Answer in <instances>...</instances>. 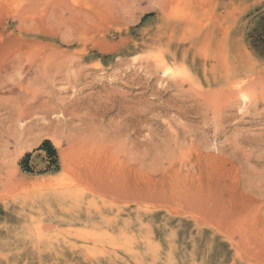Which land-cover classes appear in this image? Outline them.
Masks as SVG:
<instances>
[{"label":"rangeland","instance_id":"374dc122","mask_svg":"<svg viewBox=\"0 0 264 264\" xmlns=\"http://www.w3.org/2000/svg\"><path fill=\"white\" fill-rule=\"evenodd\" d=\"M0 264H264V0H0Z\"/></svg>","mask_w":264,"mask_h":264},{"label":"trees","instance_id":"16d2710c","mask_svg":"<svg viewBox=\"0 0 264 264\" xmlns=\"http://www.w3.org/2000/svg\"><path fill=\"white\" fill-rule=\"evenodd\" d=\"M41 148H45V150L47 151L50 159H51V163H55L56 162V151L53 148V146L51 145V143L49 142V140H44L42 145L40 146ZM30 156V153H27L25 155V158H28ZM27 161V160H26ZM25 162V159H24Z\"/></svg>","mask_w":264,"mask_h":264},{"label":"bare ground","instance_id":"6f19581e","mask_svg":"<svg viewBox=\"0 0 264 264\" xmlns=\"http://www.w3.org/2000/svg\"><path fill=\"white\" fill-rule=\"evenodd\" d=\"M158 64V63H157ZM170 69V67L167 65L166 66V68H165V71H167V70H169ZM173 69V68H172ZM168 72V71H167ZM244 89V88H243ZM241 90V89H240ZM241 93V97H243L244 99H246L248 96L246 95V93H245V91L243 92V90H242V92H240Z\"/></svg>","mask_w":264,"mask_h":264}]
</instances>
